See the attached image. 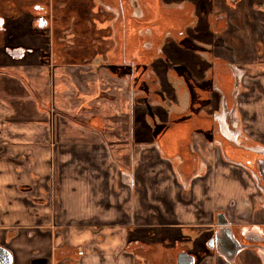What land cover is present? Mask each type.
I'll use <instances>...</instances> for the list:
<instances>
[{
  "label": "crops",
  "instance_id": "0c3cea01",
  "mask_svg": "<svg viewBox=\"0 0 264 264\" xmlns=\"http://www.w3.org/2000/svg\"><path fill=\"white\" fill-rule=\"evenodd\" d=\"M163 1L168 8L193 7L183 27L194 41L183 37L189 61L169 57L162 45L149 67L134 66L132 42L118 33L102 35L100 48L84 39L86 46L56 48L45 58L35 50L23 59L29 62L0 65V245L11 251L12 264H170L173 240L206 237L216 211L227 210L233 225L259 213L256 204L250 214V203L259 200L250 173L218 157L208 160L211 149L201 136L190 147L205 156L206 171L183 194L162 156L166 134L157 125L188 100L178 69L193 80L207 77L215 35L237 62L257 55L244 50L251 35L239 31L250 26L257 33L259 21L264 26L260 7L250 24L239 12L219 30L213 16L223 0H205L202 19L198 0ZM134 69L146 80L141 86H130ZM135 239L150 251L130 248ZM216 262L227 264L219 255L200 264Z\"/></svg>",
  "mask_w": 264,
  "mask_h": 264
},
{
  "label": "flooded vegetation",
  "instance_id": "af4514ba",
  "mask_svg": "<svg viewBox=\"0 0 264 264\" xmlns=\"http://www.w3.org/2000/svg\"><path fill=\"white\" fill-rule=\"evenodd\" d=\"M6 1L14 3L15 21L21 26L19 30L7 24L8 18L4 12ZM95 1L111 11V17L107 20L110 28L109 30L107 27L110 33L108 35L119 33L125 35L127 43L132 42L133 53L130 59L134 66L145 69L149 67L154 54L160 53L162 45L165 47L166 38L176 37L180 50L188 46L183 44V37L193 41L183 33L184 25L192 18L193 7L189 2L183 7L168 8L163 0H77L87 7H91V3ZM262 1L223 0L213 16L216 28H227V16L235 17L239 12L250 24L252 18L262 11ZM59 2L64 20L56 18L60 13L57 0H0V54L4 52L10 57L9 66L22 62L26 55L35 50L42 58L50 51L54 53L56 48L54 49L51 34L55 32L57 35L61 26L57 24L53 27V22L64 23L68 14H71L72 0ZM258 5L260 11L255 12L253 8ZM12 10L11 6V12ZM78 17H81V11H78ZM247 32L239 31L242 35H251L246 38L248 41L244 42L243 48L253 49L257 55L238 56L237 62V58L232 57L231 49L224 45L222 35H215L210 48L212 62L207 77L193 80L187 70L178 69L179 74L184 76L183 83L188 89L186 105L176 113V117L173 113L167 122L155 125L166 134L165 146H160L163 150L162 156L165 157L162 158L168 160L174 168L176 179L182 184L183 194L192 187L193 179L206 171L207 164H203L205 156L190 147L193 142L191 138L201 136L204 147L211 149L208 160L214 162L218 157L232 161L231 163L239 164L250 173L259 192V200L250 203V214L256 204H259V213L251 221L233 225L228 219L227 210L216 211L206 237L196 240L177 237L173 240V247L166 257L170 264H200L205 258L216 255L227 264H264L263 251L259 246H264L263 224L259 223L260 219H264V145L260 146L259 141L253 142L249 139L245 130L239 126L237 118L239 97L244 96L245 92V76L259 77L256 74L259 70L257 63L259 55H264L263 37L259 35H264V31L259 25L257 33H253L250 26ZM24 35H30L34 39V46L21 42ZM15 40L17 42L14 43ZM54 58L55 55L51 59ZM0 63L7 64L5 60H0ZM4 69L5 67H0V71ZM10 72L15 74L14 70ZM145 82V78H140L137 71L132 73L130 86H141ZM175 132L180 133L173 136ZM230 207H235V203ZM219 219H224L225 223H218ZM128 245L132 249L150 251L149 244L139 239L129 242ZM231 258V263L226 260Z\"/></svg>",
  "mask_w": 264,
  "mask_h": 264
},
{
  "label": "rangeland",
  "instance_id": "374dc122",
  "mask_svg": "<svg viewBox=\"0 0 264 264\" xmlns=\"http://www.w3.org/2000/svg\"><path fill=\"white\" fill-rule=\"evenodd\" d=\"M63 1V0H60ZM88 2L93 0H87ZM58 2V10L60 13L56 15L57 19L62 18L64 20V17L62 16V8L61 2L57 0ZM100 2L96 3L92 2L91 7L82 6V3L77 2V0H72L70 6H71V14H68V17L65 19L64 23L53 22V27L55 25H60V30L56 33L53 32L52 38L54 41V49H69V47H79V44H84L82 41L85 39L89 41V45L92 47H98L100 48L101 45H99L100 40L102 38V35L104 37L109 33L107 29L108 19L111 17V11L110 9H106L103 5L99 4ZM264 6V0L261 3ZM5 8L4 12L5 15L8 18L7 24L9 27L13 29H21V26L17 24L15 21V8L14 3L12 1H6L4 2ZM60 5V6H59ZM11 6L13 7V14L11 12ZM207 3L205 0H198L197 10L196 14L198 18H203L204 16H207ZM102 11H99V10ZM98 10V11H96ZM78 11H81V17H78ZM260 11V10H259ZM18 14V11H17ZM264 17V10L259 12V20ZM55 18V17H54ZM262 30L264 31V26L260 23ZM109 28V27H108ZM196 27H194L195 30ZM110 30V28H109ZM194 36V35H192ZM196 36V35H195ZM263 37V46H264V35H259ZM190 37V36H189ZM1 40V37H0ZM17 42V40L14 41V43ZM21 42L23 44H28L30 46H34V39L30 35H24V37L21 39ZM106 42V40L104 41ZM177 42H175V39L173 37H169L167 39V42L165 44L164 50L169 55V57H172L173 59H182L187 60L188 59V51L187 50H180V48L177 47ZM85 45V44H84ZM86 46V45H85ZM106 48V46H104ZM10 57L2 52L0 54V60H5V63H0V65L9 66L11 65ZM28 61L18 62L17 65L19 66L21 63H26ZM259 77H253L252 75L245 76V86L243 87L245 92L244 96L241 95L239 97V104H238V110H239V116L238 118V124L241 128H243L246 132V135L248 138L255 142L256 140L259 141V145H264V55H259ZM220 103V102H219ZM202 147V146H200ZM204 149V147H202ZM154 157H152V161ZM190 234H193L190 232ZM60 233H57V236H59ZM214 264V263H212ZM216 264H220V262H216Z\"/></svg>",
  "mask_w": 264,
  "mask_h": 264
},
{
  "label": "water",
  "instance_id": "95a60500",
  "mask_svg": "<svg viewBox=\"0 0 264 264\" xmlns=\"http://www.w3.org/2000/svg\"><path fill=\"white\" fill-rule=\"evenodd\" d=\"M218 223H225V220L219 219ZM259 246H260V249L263 251V255H264V246L263 245H259ZM226 260L231 263L233 261V258L226 259ZM12 261H13V258H12L11 251L7 247L0 245V264H12Z\"/></svg>",
  "mask_w": 264,
  "mask_h": 264
},
{
  "label": "built area",
  "instance_id": "2783aa9c",
  "mask_svg": "<svg viewBox=\"0 0 264 264\" xmlns=\"http://www.w3.org/2000/svg\"><path fill=\"white\" fill-rule=\"evenodd\" d=\"M50 232L54 235V236H57V233L59 234L58 230H56V226L54 224H51L50 225ZM83 251L82 250H79V253L81 254Z\"/></svg>",
  "mask_w": 264,
  "mask_h": 264
}]
</instances>
